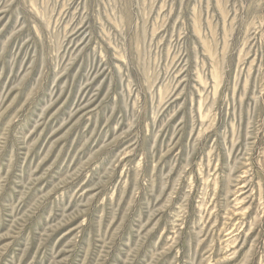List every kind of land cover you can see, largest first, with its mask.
Returning a JSON list of instances; mask_svg holds the SVG:
<instances>
[{
	"label": "rangeland",
	"instance_id": "374dc122",
	"mask_svg": "<svg viewBox=\"0 0 264 264\" xmlns=\"http://www.w3.org/2000/svg\"><path fill=\"white\" fill-rule=\"evenodd\" d=\"M0 264H264V0H0Z\"/></svg>",
	"mask_w": 264,
	"mask_h": 264
}]
</instances>
